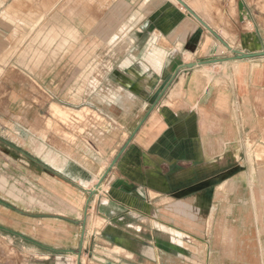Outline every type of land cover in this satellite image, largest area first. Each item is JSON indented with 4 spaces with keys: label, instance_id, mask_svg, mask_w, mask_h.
<instances>
[{
    "label": "crops",
    "instance_id": "0c3cea01",
    "mask_svg": "<svg viewBox=\"0 0 264 264\" xmlns=\"http://www.w3.org/2000/svg\"><path fill=\"white\" fill-rule=\"evenodd\" d=\"M182 1L232 49L244 53L264 50V0H236L231 5V0ZM68 3L69 13L64 12L67 9L63 6ZM229 6L234 18L232 13L229 15ZM36 19L45 31L48 21L54 20L63 27L61 21L68 19L77 34L87 38L95 34L96 28L101 29L103 51H122L125 56L119 66L124 80L117 82L123 88L118 96L120 105L129 100L135 107L134 111L122 113L124 121L102 112L105 121L102 135L109 134L114 125L120 126L122 132L119 137H108L107 146L98 152L89 143L95 138L92 125L81 136L84 141L78 138L77 143H71L79 154L78 146H86L87 158L83 163L66 156L63 159V154L59 156L56 152L53 167H46L51 152L44 141L35 147L38 157L24 154L28 163L37 165L40 178L55 187L48 191L41 186L40 192L51 195L60 207L56 204L50 222L36 225L31 222L36 219L34 215L7 214L0 204V224L10 229L13 238L27 239L29 243L39 240L38 244L47 246L49 251L70 252L76 246L79 248L83 220L80 221V214L84 216L88 191L126 144L87 206L94 208L100 221L94 223L95 226L99 223V227H93L88 215L89 218L94 215L86 213L88 242L101 238L103 243L99 258L94 256V250L88 252L90 260L96 264H174V261L188 264L180 259L183 258L180 251L176 253L175 246L180 245L172 236L175 231L182 234L174 224L176 210L180 209L182 216L190 220L186 214H190L191 208L189 202L176 206V197L185 201L190 196L192 180L200 181L206 176V172L199 171L203 165L220 163L223 158L237 163L245 158L244 148L251 142L264 147V56L197 65L177 72L185 64L231 55H226L224 46L173 0H0V26L5 21ZM91 65L93 62L88 60L82 66L90 69ZM40 67L43 70L38 72L37 80L25 69H13L0 77L3 84L22 83L21 88L8 87L7 109L0 110V120L29 115L30 108L18 107H23L30 95L25 87L27 82H47V65ZM104 73L102 81L109 82L111 71L108 68ZM77 78V83L83 78H86L83 82H95L94 74ZM46 96L42 90L40 98L46 100ZM38 107L40 116L42 108ZM87 108L94 112L92 105ZM88 122H94L93 117ZM93 152L102 160L97 174L91 173L94 162L88 159ZM69 167L79 185L70 186L66 181ZM215 192L226 196L227 202L198 207L199 212L212 213L205 220V231L212 227L216 212L233 213L249 207L229 203L231 197L238 195L236 189L217 188ZM64 205L72 211H64ZM227 217L225 214L220 223L230 221V227H238L235 236L230 234V242L238 245L246 231L240 230L243 225L240 226L238 218ZM65 224L76 227V232H67ZM183 232L203 244L199 259L211 264L207 236L198 237L187 229ZM226 233L229 232L222 234L221 243H227L226 236L223 237Z\"/></svg>",
    "mask_w": 264,
    "mask_h": 264
},
{
    "label": "rangeland",
    "instance_id": "374dc122",
    "mask_svg": "<svg viewBox=\"0 0 264 264\" xmlns=\"http://www.w3.org/2000/svg\"><path fill=\"white\" fill-rule=\"evenodd\" d=\"M173 1L177 3L175 0ZM235 1L231 0L230 5ZM63 6L67 9L64 12L69 13L71 4ZM229 9V15L232 13L234 18L231 6ZM61 22L63 27L56 25L54 20L48 21L46 31L40 28L38 19L5 21L0 26V77L6 76L7 72L13 71V69H25L26 72L32 73L37 80L38 72L43 70L40 65L42 64L43 67L47 65L48 80L46 83L38 84L29 81L25 84V87L29 89L27 93L30 95L27 101L25 100L23 107L19 105L18 108H30L29 115L0 120V204L6 208L7 214L12 215L16 212V214L34 215L36 219L31 222L36 225L39 222H50L52 214L55 213L56 204L58 207L60 206L51 195L41 193L42 187L48 191L55 190V187L40 178L39 168L35 163H28L25 155L38 157L35 147L44 141L51 152V155H48L50 158L47 159L48 166L46 167H53L56 152L59 156L62 153L63 159L66 156L78 163H80L79 161L83 163L87 158L84 155L87 151L86 146L83 144L78 146L79 154L73 149L74 145L71 143H77L78 138L84 141L81 136H84L92 125L91 130L94 131L95 138L93 142L89 141V143L95 148V152H98L102 147L107 146L108 137H119L122 132L120 126L114 125L109 134L102 135V129L105 128L102 112L112 113L114 117L124 121L122 113L134 111L135 107V103L129 100L126 103L122 101V105H120L118 98L123 90L121 84H117V82L124 80H121L123 74L119 67L120 62L125 58L124 53L113 50L103 51L101 29L96 28L95 34L87 38L85 35L77 34L72 28L70 20L65 19ZM12 24L15 25L12 26ZM225 54L229 55L230 52L227 51ZM88 60L93 62V65L90 66V69L87 67V72V68L82 65H85ZM103 66L111 71L109 82L102 81L104 72H107ZM87 73L94 74L95 78L92 80L95 82L93 84L86 83L83 82L86 78H79L81 80L77 83V77L82 74L87 75ZM21 84V82L10 83V85L0 83L1 111L7 109L8 87H19ZM42 90L47 93L46 100L40 98ZM39 105L42 108L40 116L37 115ZM90 105L93 106L94 112L87 108ZM91 117L94 122H88ZM129 127L132 126L129 125ZM91 151L89 150V152ZM95 152L89 154L88 159L94 162L91 173L97 174L102 166V160ZM244 153L245 158L237 163L226 161L223 158L220 163L203 165L204 167L199 171L206 172V178L199 181L196 177V180H192L190 196L185 197V201H182V197H176V206L179 204L182 207V202H185L186 204L190 203L191 208L190 214L185 213L190 216V220L182 216L183 212L180 209L174 213V224L181 231L176 230L182 234L179 235L175 231V236H172V239L180 245L179 247L175 246L176 253L181 252L178 253L183 257L180 259L184 263L204 264L203 258L199 259V254L203 255L204 246L197 239L189 237L183 232L187 229L198 237L207 236L212 252L210 253L211 264H264V147L251 142L247 148H244ZM195 168L197 169V166ZM66 173L69 175L66 181L70 186L79 185L73 179L75 172L70 167L66 168ZM226 187L236 189L238 194L231 197L230 204H248L249 207L245 210L240 208L238 212L233 213L229 211L216 212L212 218V227L205 231V220H209L212 213L199 212L197 209L199 206L205 207L206 204L226 203L227 197L218 196L215 192L217 188L224 189ZM63 207L64 211H72L68 206L67 210L65 205ZM86 213L94 215V208H87ZM19 214H17L18 217L21 216ZM225 214H228V220L231 217L238 218L240 226L243 225L240 230L246 231L245 237L240 235V238L244 239L240 240L238 245L230 242L232 239L230 234L235 236L238 227H230V221L220 223L222 218L225 219ZM5 218L7 217H4V220H6ZM82 219L80 214V221ZM90 220L93 227L100 226L99 223L96 226L94 224L100 222L95 215L94 218H89L88 215V221ZM86 224L87 222L85 223L80 255L82 263L80 260L79 264H96L90 260L88 252L94 250L96 252L94 256L99 258L103 243L101 238L94 242H88ZM220 224L228 228L222 229ZM65 226L67 232H76V227L73 225L65 224ZM215 226L217 228H214ZM89 231L91 229L88 228ZM227 231L228 235L227 233L223 235V237L226 236L227 243H221L222 234ZM38 241L29 243L27 239L13 238L10 229L5 224H0V264H76L78 246L70 252H54L49 251L47 246L39 245ZM173 263L181 264L176 261Z\"/></svg>",
    "mask_w": 264,
    "mask_h": 264
},
{
    "label": "water",
    "instance_id": "95a60500",
    "mask_svg": "<svg viewBox=\"0 0 264 264\" xmlns=\"http://www.w3.org/2000/svg\"><path fill=\"white\" fill-rule=\"evenodd\" d=\"M175 1L182 7V9H184L185 11H187L208 32H210L224 46V48L228 52H230V54H231L230 57H222V58H219V59H214V60H209V61H204V62H199V63H189V64H185V65H182L177 70V72L179 70H181V69H184V68L190 69V68H192L194 66H197V65L220 64V63H224V62L232 61V60L250 59V58H256V57H262V56H264V50L257 51V52H251V53H244V52H241V51L232 49L196 13H194V11H192L182 0H175ZM172 79H173V77H172ZM172 79H171V81H172ZM125 146H126V144L120 149V151L118 152V154L116 155V157L111 161V163L108 166V168L106 169V171L103 173V175L97 181L96 185L94 186V189L88 191V195L89 196H88V199L86 201V207H85V211H84L83 220L81 221V225H82L81 240H80V245H79V248H78V252L76 253V255H77V263L76 264H79L80 263V255H81V249H82V239H83L84 232H85L87 206H88L91 198L94 196L95 191L100 187V185L102 184V182L104 181V179L106 178V176L108 175V173L110 172V170L112 169V167H114V165L116 164L119 156L124 151Z\"/></svg>",
    "mask_w": 264,
    "mask_h": 264
},
{
    "label": "bare ground",
    "instance_id": "6f19581e",
    "mask_svg": "<svg viewBox=\"0 0 264 264\" xmlns=\"http://www.w3.org/2000/svg\"><path fill=\"white\" fill-rule=\"evenodd\" d=\"M92 189H94V186L92 187ZM92 189H90V190H92Z\"/></svg>",
    "mask_w": 264,
    "mask_h": 264
}]
</instances>
